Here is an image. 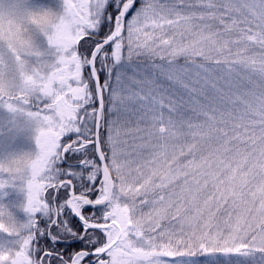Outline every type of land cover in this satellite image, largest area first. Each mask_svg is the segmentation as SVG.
<instances>
[{
    "label": "snow or ice",
    "instance_id": "6c2138e0",
    "mask_svg": "<svg viewBox=\"0 0 264 264\" xmlns=\"http://www.w3.org/2000/svg\"><path fill=\"white\" fill-rule=\"evenodd\" d=\"M0 264H264V0H0Z\"/></svg>",
    "mask_w": 264,
    "mask_h": 264
}]
</instances>
